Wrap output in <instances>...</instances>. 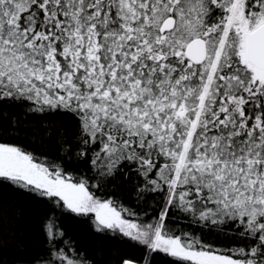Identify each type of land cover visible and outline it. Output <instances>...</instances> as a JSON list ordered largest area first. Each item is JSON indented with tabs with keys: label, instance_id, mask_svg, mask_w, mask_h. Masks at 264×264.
Returning a JSON list of instances; mask_svg holds the SVG:
<instances>
[{
	"label": "snow or ice",
	"instance_id": "1",
	"mask_svg": "<svg viewBox=\"0 0 264 264\" xmlns=\"http://www.w3.org/2000/svg\"><path fill=\"white\" fill-rule=\"evenodd\" d=\"M29 115L67 126L55 156L0 139V182L47 205L0 264H98L72 214L140 249L116 264H264V0H0V129Z\"/></svg>",
	"mask_w": 264,
	"mask_h": 264
},
{
	"label": "trees",
	"instance_id": "2",
	"mask_svg": "<svg viewBox=\"0 0 264 264\" xmlns=\"http://www.w3.org/2000/svg\"><path fill=\"white\" fill-rule=\"evenodd\" d=\"M16 111L18 115L23 116L19 108ZM65 119L60 115H29L18 128L0 129V139H11L26 145L29 150L35 151L38 155L55 156L59 151L55 134L41 132L40 128L47 124L63 131L67 126ZM79 168L87 170L82 164ZM5 204L10 206L7 209V219L0 214V236L6 229H12L15 230L20 241L30 248L39 244L41 237L37 234L36 228L47 211V205L25 190L0 182V208ZM133 206H135L134 203ZM63 224L68 234L77 239L90 255L96 257L98 264H116V258L112 255L114 248H120L124 252L135 255L141 254L139 248H131L128 243L96 234L87 220L76 217L75 214L65 216ZM124 239L127 240V238ZM100 248L104 249L103 255L98 254ZM12 254L17 253L13 251ZM172 259L174 258L159 253L156 255V264H166Z\"/></svg>",
	"mask_w": 264,
	"mask_h": 264
}]
</instances>
